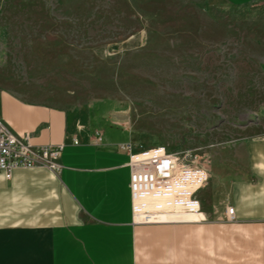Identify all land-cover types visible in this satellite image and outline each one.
Returning <instances> with one entry per match:
<instances>
[{"label": "rangeland", "instance_id": "obj_1", "mask_svg": "<svg viewBox=\"0 0 264 264\" xmlns=\"http://www.w3.org/2000/svg\"><path fill=\"white\" fill-rule=\"evenodd\" d=\"M0 88L66 110L101 102L133 154L236 163L264 124V0H0Z\"/></svg>", "mask_w": 264, "mask_h": 264}, {"label": "crops", "instance_id": "obj_2", "mask_svg": "<svg viewBox=\"0 0 264 264\" xmlns=\"http://www.w3.org/2000/svg\"><path fill=\"white\" fill-rule=\"evenodd\" d=\"M0 118L34 146H63L56 171L0 172V264H264V124L236 163L208 171L211 185L197 193L203 221L134 225V141L113 108L66 110L0 88Z\"/></svg>", "mask_w": 264, "mask_h": 264}, {"label": "built area", "instance_id": "obj_3", "mask_svg": "<svg viewBox=\"0 0 264 264\" xmlns=\"http://www.w3.org/2000/svg\"><path fill=\"white\" fill-rule=\"evenodd\" d=\"M63 146H34L29 136H17L0 118V172L7 179L18 168L45 167L58 170ZM128 167L129 191L134 225L198 223L204 220L198 191L208 181L206 169L177 152L156 148L132 154ZM233 208L226 216L234 220ZM196 216L195 219H184Z\"/></svg>", "mask_w": 264, "mask_h": 264}, {"label": "bare ground", "instance_id": "obj_4", "mask_svg": "<svg viewBox=\"0 0 264 264\" xmlns=\"http://www.w3.org/2000/svg\"><path fill=\"white\" fill-rule=\"evenodd\" d=\"M196 216H185L184 219H195Z\"/></svg>", "mask_w": 264, "mask_h": 264}]
</instances>
